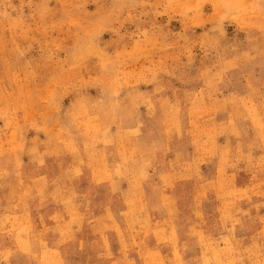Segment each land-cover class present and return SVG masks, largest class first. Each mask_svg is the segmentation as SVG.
I'll return each instance as SVG.
<instances>
[{"label":"rangeland","instance_id":"obj_1","mask_svg":"<svg viewBox=\"0 0 264 264\" xmlns=\"http://www.w3.org/2000/svg\"><path fill=\"white\" fill-rule=\"evenodd\" d=\"M0 264H264V0H0Z\"/></svg>","mask_w":264,"mask_h":264}]
</instances>
